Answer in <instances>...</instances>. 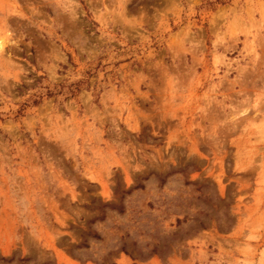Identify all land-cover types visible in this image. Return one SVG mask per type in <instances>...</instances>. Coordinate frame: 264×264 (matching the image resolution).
Listing matches in <instances>:
<instances>
[{
	"label": "rangeland",
	"instance_id": "374dc122",
	"mask_svg": "<svg viewBox=\"0 0 264 264\" xmlns=\"http://www.w3.org/2000/svg\"><path fill=\"white\" fill-rule=\"evenodd\" d=\"M0 264H264V0H0Z\"/></svg>",
	"mask_w": 264,
	"mask_h": 264
}]
</instances>
